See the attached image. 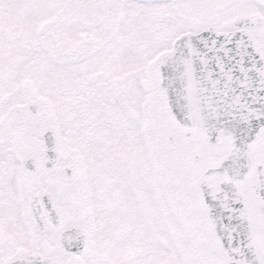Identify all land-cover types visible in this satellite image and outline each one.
<instances>
[{"label":"snow or ice","instance_id":"6c2138e0","mask_svg":"<svg viewBox=\"0 0 264 264\" xmlns=\"http://www.w3.org/2000/svg\"><path fill=\"white\" fill-rule=\"evenodd\" d=\"M0 264H264V0H0Z\"/></svg>","mask_w":264,"mask_h":264}]
</instances>
